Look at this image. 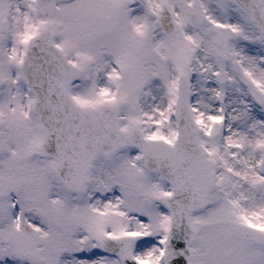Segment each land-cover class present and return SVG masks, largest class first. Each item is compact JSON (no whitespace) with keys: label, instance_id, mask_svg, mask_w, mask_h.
Listing matches in <instances>:
<instances>
[{"label":"snow or ice","instance_id":"snow-or-ice-1","mask_svg":"<svg viewBox=\"0 0 264 264\" xmlns=\"http://www.w3.org/2000/svg\"><path fill=\"white\" fill-rule=\"evenodd\" d=\"M0 264H264V0H0Z\"/></svg>","mask_w":264,"mask_h":264}]
</instances>
